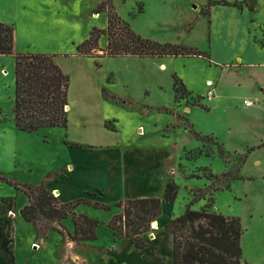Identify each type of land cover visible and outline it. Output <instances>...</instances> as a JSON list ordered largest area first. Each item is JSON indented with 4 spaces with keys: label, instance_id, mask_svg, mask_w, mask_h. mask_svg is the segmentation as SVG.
<instances>
[{
    "label": "rangeland",
    "instance_id": "374dc122",
    "mask_svg": "<svg viewBox=\"0 0 264 264\" xmlns=\"http://www.w3.org/2000/svg\"><path fill=\"white\" fill-rule=\"evenodd\" d=\"M215 1L221 0H0V21L14 28L13 53L0 54V216L12 206L6 217L9 219L8 234L11 235L12 225L20 264H115L118 258L126 259L129 264H142L143 259L152 255L150 264H159L161 259L163 264H168L172 239L168 225L184 213L189 202L193 209L200 210L208 205L212 196L210 211L241 219L240 264H264V110L261 113L259 108L257 111L254 107L246 109L241 96L237 97L247 87L256 93L260 82L254 69L240 71V76L246 74L240 77V86L234 80L231 87L223 90L220 81L222 64L230 61L232 65L233 53L243 41L241 26L245 17L235 12L245 14L249 11L246 6L240 10L232 3L251 6L252 2L222 0L227 2L224 4ZM257 1L250 13L253 18L264 19V0ZM109 3L142 36L199 49L206 56L171 58L168 66L158 72L156 65L140 57L62 58L60 55H69L66 53L76 51L74 54H78L77 45L88 38L94 28L106 29ZM224 18L230 22L227 21L228 28L222 29L220 24L216 27V20ZM222 41L230 43L228 46L237 44L231 48L230 55H226ZM107 43L108 37L102 33L99 46L106 48ZM27 52L56 54V61L60 58V63L57 62L69 74L67 128L44 127L28 132L17 127L15 61L17 53ZM173 73L189 90L180 96V116L175 106H169L174 100ZM156 77L163 83L160 91L153 87ZM207 78L213 79L216 93L226 90L232 94L230 98H222L217 106L209 107ZM93 82L95 91L102 85L105 100L98 92L90 98L82 96L87 85L93 89ZM147 90L151 91L152 101L164 103V107L145 106L143 98ZM124 93L137 98L133 105L118 100ZM85 99L88 104H84ZM254 102L258 104L257 100ZM185 104H190V110ZM103 118L112 120L106 121L108 128L116 124L117 133L105 132ZM235 124L238 127L234 129ZM140 125L143 128L139 132ZM199 132L213 134L217 140L201 136ZM121 140L133 146L158 148L160 159L163 158L161 162L171 172L169 182L178 186L176 199L162 203L163 214L158 228L151 227L143 235L144 247H135L134 241L127 238L128 241L124 240L118 248L122 238L107 223L121 210L115 203L128 198L129 188L113 189L101 176L97 158L104 153L76 147V144ZM218 140L232 153H224ZM234 150H238V154L233 153ZM82 162L87 163V167H81ZM68 163L75 164L76 169H69ZM210 173L217 177H211ZM167 181L148 193L163 198ZM40 184L62 203L84 196L92 202L109 204L111 210L85 204L75 209L98 220V238L73 240L69 235L74 229L71 214L59 222L42 219L41 224L46 229L41 231L23 219L20 210L29 203L27 186ZM98 187L103 192L106 189V195L101 194V190L91 189ZM216 187L222 189H214ZM198 188L202 190V197L192 201ZM55 190H59V195ZM130 191L131 194L141 193L140 190ZM156 235H159V244ZM32 241L39 244L31 245ZM157 245L159 249L155 252ZM113 251L114 260L108 254Z\"/></svg>",
    "mask_w": 264,
    "mask_h": 264
},
{
    "label": "trees",
    "instance_id": "16d2710c",
    "mask_svg": "<svg viewBox=\"0 0 264 264\" xmlns=\"http://www.w3.org/2000/svg\"><path fill=\"white\" fill-rule=\"evenodd\" d=\"M227 4L226 1H215ZM252 5L254 0H251ZM242 6L238 2L232 3ZM208 14V13H207ZM102 33L108 37L106 48L99 46ZM14 49V28L0 21V54H11ZM98 51H101L100 54ZM78 55L83 56H166L204 55L201 50L184 45L161 43L137 33L121 18L109 3L108 23L105 30L94 28L83 42L77 45ZM70 76L56 61L54 53H17L15 61V122L19 129L34 132L44 127L68 126V95ZM176 97L187 94L183 82L175 76ZM224 151V150H223ZM225 153V151H224ZM223 153V154H224ZM228 176V173H224ZM211 177H217L210 173ZM228 185V184H227ZM226 185V186H227ZM229 186V185H228ZM227 186V187H228ZM214 189H222L216 187ZM100 191V190H98ZM201 188L194 193L192 201L201 196ZM29 203L21 210V216L41 231L42 219L59 222L72 215L73 232L69 235L77 241H94L98 238V220L75 209L91 205L102 210L111 206L101 201L92 202L81 196L67 202L53 196L44 184L27 186ZM89 193V191H86ZM102 194V191L100 192ZM178 186L174 182L166 185L164 197H138L120 199L115 207L120 208L108 221L107 226L122 238H131L135 246L144 247L143 235L151 229L153 221L162 213V203L176 199ZM94 194V193H90ZM213 196L208 205L197 210L186 206L184 213L168 225L172 234V264H240L242 259L241 219L210 211Z\"/></svg>",
    "mask_w": 264,
    "mask_h": 264
},
{
    "label": "crops",
    "instance_id": "0c3cea01",
    "mask_svg": "<svg viewBox=\"0 0 264 264\" xmlns=\"http://www.w3.org/2000/svg\"><path fill=\"white\" fill-rule=\"evenodd\" d=\"M254 2H255V0H254ZM258 2H259V0L257 1V3ZM245 6L249 10L248 12L246 11L245 14L239 13L238 10H237V12H235L237 16L242 15L243 17H245V19L243 21V25L241 26L242 27L241 36L243 38V41H242V43L240 42L241 46L239 48H236V52L233 53L235 57L231 56V58L232 57L235 58V61L231 62L232 65L229 64L230 61H227V63L222 64L224 67L222 69V73H221V77H220V81L222 84L221 83L220 84H221V87L223 88V90L225 88L231 87L229 85L231 83H233L234 80H236L238 82L237 85L240 86L242 84L241 82H239V80L241 79L240 77L246 76L245 72L243 73V76H240V71L245 70V71L249 72L251 69H254L257 76H258L259 82H260L258 84V91H256V93L252 92V90L247 87V88H245V91H243L242 94L237 95V97L241 96V98L243 99V104H244V106H246L245 107L246 109L254 107L253 110H255V108H256L255 111H257L259 108L261 113H262L264 110V19L253 18L254 15H252L250 13L251 12L250 10H252L254 8V3H253V6H248L247 4H244L241 7L240 6H236V7H238V9H240V10H243ZM250 17H251V19H250ZM227 21H228L227 18H224L223 21L216 20L215 25L217 27L218 24H220V27L222 29H225V27L228 28V26L230 24L229 21H228L229 24H227ZM215 39L217 42H219L218 34L215 35ZM222 44L224 46L226 55H230L232 53L231 48H234V46H237V44L234 46H228L230 43H228L227 41L225 43H224V41H222ZM214 45L212 47V54H214L213 53V48L215 47ZM75 52L66 53L69 55H63V56L60 55V56L62 58L68 57V56H71L72 58L89 57V56L74 54ZM178 56H181V55H166V56H132V55H128V56H117V57H140V58H144L145 61H147V63H149L150 65H156V67H157L156 72H158L159 70L163 71L164 68H166L168 66L167 64H168L169 59L175 58ZM185 56H189V55H185ZM117 57H115V58H117ZM58 60L57 61L60 63V61H61L60 58H58ZM175 74H177V73H175ZM175 76L176 75H174V73H173V77H174V83H173L174 100H172L170 102L169 106H171V107L175 106L177 111H178L177 114H178V116H180L179 111L181 109V107H180L181 106V101H180L181 99L176 97ZM179 79L181 80V78H179ZM209 80H213V79L207 78V82ZM95 86L96 85L93 82L92 88ZM153 87L157 91H160L163 88V83L161 82L160 77H156V80L153 79ZM96 88H98V87H96ZM101 88H102V85H101ZM101 88H100V90L95 91V88L90 89V87L87 85L86 90L82 92V96L84 98H86V97L90 98L94 94V92H98L97 94L99 95V97H101L105 100V98L101 92ZM185 88H186L187 92L189 93V90L187 89L186 86H185ZM146 94H147V96L145 98H143V102L147 103V104H145V106H151L150 104H152V106L164 107V103H160L158 101H155V102L152 101L150 90H147ZM231 95L232 94L226 90L216 93L214 98L208 99L209 101H211L210 102L211 105H209V107L210 106L211 107L217 106L219 104V102H221L220 99L228 98V97L230 98ZM245 99L252 100V101H253V99H255L258 101V104L256 102H254L255 101L254 100L253 101L254 103L252 105H246ZM118 100L123 101L124 103L129 102L130 104L133 105V100H137V98L133 97L129 93H124L121 95V97L118 98ZM88 103H89V101L85 99L84 104H88ZM185 107L187 110H190L191 106H190V104H187V105L185 104ZM109 119L110 118H103L101 120L103 123V129L107 133H117L118 129L116 128L117 127L116 124H114L112 128H108L106 126V121ZM109 121H112V120H109ZM113 121H115V119H113ZM117 125H119V123ZM141 127L143 128V125L139 126V128H138L139 132L142 131ZM237 127H238V124H235L234 129ZM230 128H232V127H230ZM237 131L238 130H235L234 132L237 133ZM199 133L201 134L202 132H199ZM201 136H211V137H214L216 139V137L213 134H207V135L201 134ZM96 142H98V141H96ZM221 144L223 147L224 143H221ZM76 145H77L76 147H81L80 149H82V150L85 149V151H88V152L104 153V154H101V156H99V158H97L98 163L101 165L100 166L101 167V176L106 178L107 184H109L113 189L123 191L124 187L129 188V190L127 191V193H128L127 197L128 198H137V197H143V196L155 197V196H151L148 193V191L154 189L159 183L165 185L166 181L168 180L167 181V183H168L170 178H171V176L169 175V173H171V172H169V170L164 166V163L161 162L163 160V158L160 159V156H161L160 152L161 151L158 148H145V146H138V145L133 146L131 144L125 143L122 140L117 141V142L113 141L111 143L106 142V143H98L97 144V143L92 142V143H89L88 145H80V144L79 145L76 144ZM103 146H105V148H103ZM72 147H75V145H73ZM126 147H127V149H124ZM121 148H123V149H121ZM122 150H125L126 152H123ZM223 150L225 151V153H226V151H228L224 147H223ZM228 152L232 153L231 151H228ZM233 153L238 154V150H234ZM68 164L70 165L69 169H72V171H73V169H76L75 164H73V163H68ZM80 166L85 168V167H87V163H85V165H84V162H82ZM97 186H99V185L97 184ZM91 189H94V190L97 189V190L102 191V189H99V187L98 188H91ZM143 189H144V191H142ZM59 190L57 192L58 195H59ZM103 190H105V192L107 193L106 189H103ZM130 190H140L141 193L140 194H131L132 191H130ZM86 191H89V190H86ZM105 192L102 191V193H104L106 195ZM142 193H145V194H142ZM60 194H61L60 196H62L61 190H60ZM121 199H123V198H121ZM11 207L12 206L10 205L5 211H2V215L0 216V264H20L18 262V254L16 252L17 248L15 247V241H16L15 237L16 236H15V232H14L12 225L10 228L12 231L11 235L8 234V229H9L8 221H9V219H7L6 217L8 215L7 211L9 212L11 210ZM161 216L158 218L157 223L160 221ZM161 227H163V226H161ZM171 236H172V234H171ZM126 239H127V237L122 238L120 240L121 242L118 244V248H120V244ZM156 239L157 240L159 239V235L156 237ZM127 241H128V239H127ZM16 243H17V241H16ZM33 244H39V243L36 241H32L31 245H33ZM157 244H159V240H158ZM170 245H171V252L169 255L168 264H172V249H173L172 239H170ZM135 247H137V246H135ZM35 248H37V247H35ZM158 249L159 248L157 245V249L155 252H157ZM108 254H110L111 259L114 260L113 255L115 254V251L110 252ZM152 257H153V255L151 257L147 258V260L143 259L142 264H150ZM118 263L119 264H129V262H127L126 259L120 260L119 258L117 259V261H115V264H118ZM159 264H163L162 259H161Z\"/></svg>",
    "mask_w": 264,
    "mask_h": 264
},
{
    "label": "built area",
    "instance_id": "2783aa9c",
    "mask_svg": "<svg viewBox=\"0 0 264 264\" xmlns=\"http://www.w3.org/2000/svg\"><path fill=\"white\" fill-rule=\"evenodd\" d=\"M207 85H208V91H207V94H206V97L208 99H212L214 98L215 94H216V90H215V84L212 80H209L207 82ZM254 102L252 100H247L245 99V104L246 105H252Z\"/></svg>",
    "mask_w": 264,
    "mask_h": 264
},
{
    "label": "water",
    "instance_id": "95a60500",
    "mask_svg": "<svg viewBox=\"0 0 264 264\" xmlns=\"http://www.w3.org/2000/svg\"><path fill=\"white\" fill-rule=\"evenodd\" d=\"M66 107H68V105ZM156 226H157V220L153 221L152 224H151V227H156Z\"/></svg>",
    "mask_w": 264,
    "mask_h": 264
},
{
    "label": "bare ground",
    "instance_id": "6f19581e",
    "mask_svg": "<svg viewBox=\"0 0 264 264\" xmlns=\"http://www.w3.org/2000/svg\"><path fill=\"white\" fill-rule=\"evenodd\" d=\"M67 109H69V105H68ZM55 192L57 193V192H58V190H55ZM57 194H58V193H57ZM158 226H159V223H157V226L155 227V229H157V228H158Z\"/></svg>",
    "mask_w": 264,
    "mask_h": 264
}]
</instances>
